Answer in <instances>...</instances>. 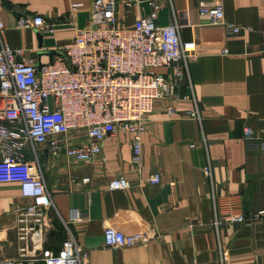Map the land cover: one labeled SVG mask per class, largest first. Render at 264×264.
Segmentation results:
<instances>
[{
  "label": "crops",
  "instance_id": "1",
  "mask_svg": "<svg viewBox=\"0 0 264 264\" xmlns=\"http://www.w3.org/2000/svg\"><path fill=\"white\" fill-rule=\"evenodd\" d=\"M3 1L7 42L23 48L38 65L52 61L76 28L88 25L93 2ZM72 1L85 4L75 14L76 26L69 23ZM139 1L127 8L117 0L118 23L130 25L138 14L151 11L150 0ZM199 1H162L158 22L170 23L173 6L182 38L197 42L200 54L190 64V81L202 120L188 116L195 107L190 99L173 101V118L168 104L158 101L143 133L141 167L132 162V136L124 130L105 138L104 153L94 162L69 163L39 146V165L55 206L42 244L31 242L32 253L41 247L58 251L71 230L88 264H264V216L225 220L229 212L250 217L264 209V0H222L226 18L245 27L234 35L202 16ZM36 14L56 24L54 34L18 26ZM185 84L188 80L179 89L183 94ZM246 127L253 130L251 145ZM208 164L211 177L204 170ZM155 172L161 183L149 181ZM72 173L79 176L76 182ZM119 176L130 185L110 188ZM83 177L91 180L83 182ZM28 201L18 182H0V255L18 254L16 211ZM107 225L126 233L146 231L151 239L112 248L104 238Z\"/></svg>",
  "mask_w": 264,
  "mask_h": 264
},
{
  "label": "built area",
  "instance_id": "2",
  "mask_svg": "<svg viewBox=\"0 0 264 264\" xmlns=\"http://www.w3.org/2000/svg\"><path fill=\"white\" fill-rule=\"evenodd\" d=\"M162 1L150 0L151 11L138 14L128 25L117 21V0H93L88 25L77 27L73 39L58 48L61 53L52 61L38 65L23 48L7 42L4 1L0 0V182H18L22 197L29 200L16 211L18 254L0 255V264H88L71 230L58 251L45 247L39 253L31 251L34 239L42 244L55 206L39 165V146L45 145L53 158L65 156L69 163L94 162L104 153L105 138L124 130L132 136V162L141 167L143 133L158 101L168 104V117L173 118L177 113L173 101L190 99L195 107L188 116L202 120L190 81V64L200 54L197 42L182 38V24L173 6L170 23L159 24ZM123 3L132 8L140 1ZM84 7V2L72 1L70 24L76 26L75 14ZM199 12L224 25L228 35L245 29L226 18L222 0H200ZM55 25L41 14L18 23L43 35L54 34ZM185 80L188 92L183 94L179 89ZM245 136L253 144L250 127L245 128ZM204 170L212 176L211 164ZM78 179L71 174L72 181ZM149 181L161 183L160 173L151 174ZM129 185L124 176L110 181L114 189ZM262 216L264 209L250 217L229 212L225 220L243 222ZM215 222L219 224L217 217ZM104 238L108 246L121 248L146 244L151 235L107 225Z\"/></svg>",
  "mask_w": 264,
  "mask_h": 264
},
{
  "label": "bare ground",
  "instance_id": "3",
  "mask_svg": "<svg viewBox=\"0 0 264 264\" xmlns=\"http://www.w3.org/2000/svg\"><path fill=\"white\" fill-rule=\"evenodd\" d=\"M3 237V236H2Z\"/></svg>",
  "mask_w": 264,
  "mask_h": 264
}]
</instances>
